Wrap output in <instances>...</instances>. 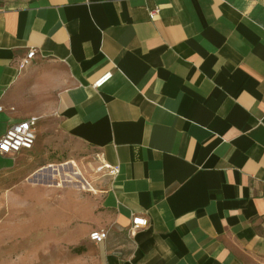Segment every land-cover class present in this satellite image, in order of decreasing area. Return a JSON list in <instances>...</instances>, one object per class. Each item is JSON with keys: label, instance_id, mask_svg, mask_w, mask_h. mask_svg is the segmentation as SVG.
I'll return each instance as SVG.
<instances>
[{"label": "crops", "instance_id": "0c3cea01", "mask_svg": "<svg viewBox=\"0 0 264 264\" xmlns=\"http://www.w3.org/2000/svg\"><path fill=\"white\" fill-rule=\"evenodd\" d=\"M0 107L117 169L99 264H264V0H0Z\"/></svg>", "mask_w": 264, "mask_h": 264}, {"label": "rangeland", "instance_id": "374dc122", "mask_svg": "<svg viewBox=\"0 0 264 264\" xmlns=\"http://www.w3.org/2000/svg\"><path fill=\"white\" fill-rule=\"evenodd\" d=\"M47 134L52 141L39 145L37 133L26 165L0 175V264H99L84 229L97 211L106 169L53 124ZM59 168L61 186L59 175L39 177Z\"/></svg>", "mask_w": 264, "mask_h": 264}, {"label": "built area", "instance_id": "2783aa9c", "mask_svg": "<svg viewBox=\"0 0 264 264\" xmlns=\"http://www.w3.org/2000/svg\"><path fill=\"white\" fill-rule=\"evenodd\" d=\"M158 10L150 12L151 18L157 15ZM36 54V49L32 48L27 56L23 58L21 67L29 65ZM113 75L112 71H108L100 76L95 82L94 87L98 88L103 86ZM1 110V107H0ZM39 118L37 116H31L25 120L19 121L8 127L6 132L0 137V154L16 156L23 150H30L34 147L37 140V124ZM101 169L109 170L110 173H115L116 168L108 164H103ZM148 225V219L144 216H134L132 221L131 231L135 232L140 227ZM107 237V231L94 230L90 233V239L94 242H101Z\"/></svg>", "mask_w": 264, "mask_h": 264}, {"label": "bare ground", "instance_id": "6f19581e", "mask_svg": "<svg viewBox=\"0 0 264 264\" xmlns=\"http://www.w3.org/2000/svg\"><path fill=\"white\" fill-rule=\"evenodd\" d=\"M66 164H64V166H65ZM52 165H50V167H51ZM53 166H57V165H53ZM59 167L61 166V165H58ZM55 170L56 169H54V170H49V172L48 173H45V172H43L42 173V175H40L39 177H41V176H44V175H48L50 178H55L56 176H60L61 177V179H60V183H59V186H61L63 183H62V181H63V172H62V170L59 168L56 172H55ZM69 174H72V173H69ZM75 176V175H74ZM84 188H86V186H84Z\"/></svg>", "mask_w": 264, "mask_h": 264}]
</instances>
